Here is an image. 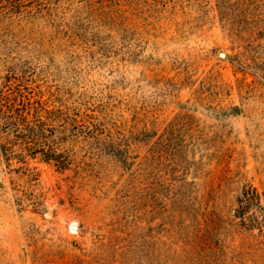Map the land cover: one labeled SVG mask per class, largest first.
<instances>
[{"label": "rangeland", "instance_id": "obj_1", "mask_svg": "<svg viewBox=\"0 0 264 264\" xmlns=\"http://www.w3.org/2000/svg\"><path fill=\"white\" fill-rule=\"evenodd\" d=\"M24 2L0 0V94L103 133L67 170L0 161V264H264L235 217L264 191V0Z\"/></svg>", "mask_w": 264, "mask_h": 264}, {"label": "trees", "instance_id": "obj_2", "mask_svg": "<svg viewBox=\"0 0 264 264\" xmlns=\"http://www.w3.org/2000/svg\"><path fill=\"white\" fill-rule=\"evenodd\" d=\"M4 1L7 7H23L25 4L24 0ZM89 119V116L69 107L49 108L39 101L32 103L22 92L0 94V161L7 163L9 168L12 162L22 164L21 169H24L27 157L40 156L44 162H52L57 168L67 170L77 162V157L69 155L63 147L68 138L75 143L81 142L85 150L91 141L101 146L103 129L93 125ZM164 142L165 138L160 144ZM112 154L119 156L122 163H127L117 151ZM237 205L235 217L246 228L252 226L257 229L260 241H264V191L246 186L237 199Z\"/></svg>", "mask_w": 264, "mask_h": 264}]
</instances>
